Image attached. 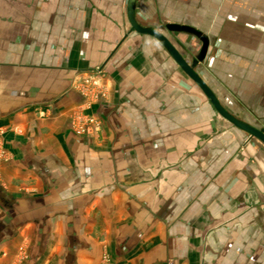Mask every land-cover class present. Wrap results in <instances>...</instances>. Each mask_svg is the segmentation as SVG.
<instances>
[{
    "label": "crops",
    "instance_id": "1",
    "mask_svg": "<svg viewBox=\"0 0 264 264\" xmlns=\"http://www.w3.org/2000/svg\"><path fill=\"white\" fill-rule=\"evenodd\" d=\"M118 1L0 0L16 10L0 20V264H179L172 246L183 251L184 230L199 237L194 158L217 132L212 145L226 149L218 171H239L238 233L264 230V208L245 209L262 200L263 144L226 123L156 40L131 32ZM261 24L223 26L208 61L217 80L199 76L243 123L228 93L252 111V96L264 98ZM133 35L164 55L130 57ZM94 66L106 72L107 93L82 105L74 79ZM191 88L215 115L193 117ZM86 105L103 123L89 139L71 129ZM249 261L241 264H264Z\"/></svg>",
    "mask_w": 264,
    "mask_h": 264
},
{
    "label": "rangeland",
    "instance_id": "2",
    "mask_svg": "<svg viewBox=\"0 0 264 264\" xmlns=\"http://www.w3.org/2000/svg\"><path fill=\"white\" fill-rule=\"evenodd\" d=\"M124 2L125 0H119L116 3L117 10H115L120 11L122 17L125 7ZM259 2V0H136L135 18L141 26L153 28L164 34L186 63L190 65H192L201 49L200 41L196 36L188 33L168 32L165 26L167 24H181L202 32L209 41L208 52L205 60L196 64L194 70L203 79L212 77L217 80L208 63L212 53V43L215 34L218 36L224 30L226 24H238L239 21H242L244 24L249 22L251 27H256L260 20L264 23L263 9L260 8L259 10L257 7ZM252 8H256V12ZM27 10L29 13L32 11V9L26 8L25 13ZM110 11H113V9ZM15 15V9H0V20L6 21L7 18L14 17ZM122 17L120 18L122 22L120 31L125 33L128 27ZM251 29L254 31V28ZM258 30L262 35L261 37L264 38V24H261ZM130 41L138 43V45L136 44L137 46L133 43L132 49L130 47L125 48L128 53L130 51L134 52L130 57L164 55L157 45L154 44L155 49L149 46L151 42L149 39L133 35ZM104 77H106V72L99 66H94L85 72L76 74L74 87H77L78 94L84 100V104L82 105H85L86 101L87 103L89 101L91 105L99 104L103 101L107 93V86L103 83ZM195 94V90L191 88V95L195 96ZM228 94L231 99L230 101L236 106V110L238 111L236 114L241 119L246 120L247 124L264 130V104H262L264 98L258 100V97L252 96V100L255 98L257 100L254 105L256 107L253 106L254 110L252 111L249 107L242 106L236 96ZM199 97V95L192 97L193 117L199 116V112L207 117L215 115L208 106L204 107L203 100ZM86 107L87 105L80 108L78 112L73 113L72 118L74 119L72 125L76 123V118L80 117L81 120L78 122L82 124L75 126L76 128L86 129L88 117H92L99 125L100 131L90 132L89 134L85 132L77 135L72 127L71 129L77 136L89 139L102 131L103 123L95 113H87ZM222 134V132H217L213 138L205 140L203 146L206 152L205 157L194 158L195 173L192 174V177L196 182L197 211L199 218H201L199 221L193 222V229L198 230L199 237L192 238L191 233L194 234V231L184 230L183 251H178L177 248L172 246L175 250V254H171L172 258L175 261H179V264H241L242 259L257 261V263L264 261V247L262 248L261 244L264 242V230L260 231L259 229L248 227L246 234L238 233L240 225V218H238L239 211L243 210L240 202L242 198L241 189L235 187V178L239 174V171H231L230 178H226V173L218 171L219 167L222 168L224 166V164H219L221 163L219 155L225 152L226 149L224 151L223 148H218L217 142H214L212 145V140L222 136ZM236 144H239L238 139L236 140ZM256 149L258 154H264L263 145L259 146L257 144ZM231 150L233 148H229L227 152ZM241 158L238 160L241 161ZM204 161L207 162L203 163ZM249 176L250 172L244 177L245 183L250 179ZM250 191L253 192V188L246 186L244 196L246 197L248 193H252ZM260 194H262L261 202L246 201L245 209L264 208V191L261 190ZM261 216L264 219V213ZM166 226H170V229L172 228V231L169 230L168 233L171 232V235L175 236L173 230L174 223H169ZM173 249L171 251H174Z\"/></svg>",
    "mask_w": 264,
    "mask_h": 264
},
{
    "label": "water",
    "instance_id": "3",
    "mask_svg": "<svg viewBox=\"0 0 264 264\" xmlns=\"http://www.w3.org/2000/svg\"><path fill=\"white\" fill-rule=\"evenodd\" d=\"M136 0H126V9H125V17L127 19L128 25L130 27V31L135 32L136 34H140L143 36H149L156 40L160 46L165 49L168 55L171 57L173 62L181 69V71L186 75L188 79H190L195 86L199 88L201 93L205 96L210 106L217 112V114L226 122L232 125L234 128L239 130L242 133H246L251 138L256 139L264 145V130L257 129L250 124L243 123L235 118L232 114L226 111L221 104L219 103L217 97L213 92L209 89L206 83L199 77V75L194 70L196 64L202 62L208 51V39L204 36L202 32H199L195 29H192L185 25H175V24H167L165 29L171 33H188L193 36H196L201 43L200 51L196 56L195 60L192 62V65L187 64L183 59L181 54L172 46L168 38L160 33L159 31L153 28H145L141 26L134 15Z\"/></svg>",
    "mask_w": 264,
    "mask_h": 264
},
{
    "label": "built area",
    "instance_id": "4",
    "mask_svg": "<svg viewBox=\"0 0 264 264\" xmlns=\"http://www.w3.org/2000/svg\"><path fill=\"white\" fill-rule=\"evenodd\" d=\"M80 120H81V118L77 117L76 118V123H74L72 125V129H74V131H75V133L77 135H80L81 133L83 134L85 132H87L89 134L90 132H99L100 131L99 125L97 124V122H95V120L92 117H88V120L86 122V126H87L88 129L87 128L86 129L85 128H80V127L76 128V126H78L79 124H82V123L78 122Z\"/></svg>",
    "mask_w": 264,
    "mask_h": 264
}]
</instances>
